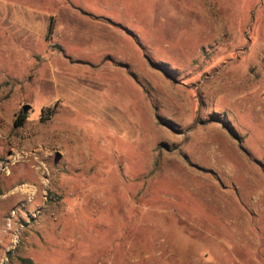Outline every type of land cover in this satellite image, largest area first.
Listing matches in <instances>:
<instances>
[{
    "label": "rangeland",
    "instance_id": "obj_1",
    "mask_svg": "<svg viewBox=\"0 0 264 264\" xmlns=\"http://www.w3.org/2000/svg\"><path fill=\"white\" fill-rule=\"evenodd\" d=\"M0 264H264V0H0Z\"/></svg>",
    "mask_w": 264,
    "mask_h": 264
},
{
    "label": "bare ground",
    "instance_id": "obj_2",
    "mask_svg": "<svg viewBox=\"0 0 264 264\" xmlns=\"http://www.w3.org/2000/svg\"><path fill=\"white\" fill-rule=\"evenodd\" d=\"M38 171V170H37ZM37 181V179H34ZM31 181V180H30ZM32 184V183H31ZM34 184V183H33ZM31 192V185L30 184H24L21 187H18L17 189L14 190V192H12V194H8V199L9 198H24L25 195L29 194ZM31 195V194H30ZM22 198V199H23ZM5 199V198H4ZM233 223V222H232Z\"/></svg>",
    "mask_w": 264,
    "mask_h": 264
},
{
    "label": "trees",
    "instance_id": "obj_3",
    "mask_svg": "<svg viewBox=\"0 0 264 264\" xmlns=\"http://www.w3.org/2000/svg\"><path fill=\"white\" fill-rule=\"evenodd\" d=\"M52 30H53V21H51L50 26H49V30H48V34H49V35L52 34ZM22 123H23L22 120H21V121H17V122L15 123V126H16V127H19V126L22 125Z\"/></svg>",
    "mask_w": 264,
    "mask_h": 264
},
{
    "label": "water",
    "instance_id": "obj_4",
    "mask_svg": "<svg viewBox=\"0 0 264 264\" xmlns=\"http://www.w3.org/2000/svg\"><path fill=\"white\" fill-rule=\"evenodd\" d=\"M29 109H30V106L25 105V106L23 107V113H27V112L29 111Z\"/></svg>",
    "mask_w": 264,
    "mask_h": 264
},
{
    "label": "crops",
    "instance_id": "obj_5",
    "mask_svg": "<svg viewBox=\"0 0 264 264\" xmlns=\"http://www.w3.org/2000/svg\"><path fill=\"white\" fill-rule=\"evenodd\" d=\"M50 26V25H49ZM233 222V221H232ZM233 223H230V225H232Z\"/></svg>",
    "mask_w": 264,
    "mask_h": 264
}]
</instances>
